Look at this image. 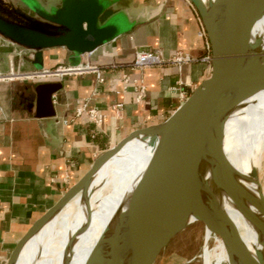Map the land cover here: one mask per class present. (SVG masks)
<instances>
[{
	"label": "crops",
	"instance_id": "obj_1",
	"mask_svg": "<svg viewBox=\"0 0 264 264\" xmlns=\"http://www.w3.org/2000/svg\"><path fill=\"white\" fill-rule=\"evenodd\" d=\"M112 3L102 21L118 18L122 33L115 40L75 64L65 49L44 53V69L88 65L100 76L86 72L0 82V264L100 155L133 132L165 122L211 76L201 16L190 0ZM156 51L166 59L183 52L194 61L181 68L133 67L137 53ZM15 57L13 47L0 39L1 73L11 67L36 71L28 64L23 68L21 61L15 68ZM47 84L59 90L53 110L42 106L39 111L38 95L46 97ZM83 103L104 116L102 124L86 114L77 116ZM51 111L54 116H48Z\"/></svg>",
	"mask_w": 264,
	"mask_h": 264
},
{
	"label": "bare ground",
	"instance_id": "obj_2",
	"mask_svg": "<svg viewBox=\"0 0 264 264\" xmlns=\"http://www.w3.org/2000/svg\"><path fill=\"white\" fill-rule=\"evenodd\" d=\"M205 1H211L218 13L225 42L245 43L247 49L241 54L223 50L220 112L208 129L199 132L186 157L170 170L136 227L126 229L139 184L160 156L178 147L198 118L200 87L195 98L177 109L168 122L133 132L100 158L58 213L28 240L22 237L18 241L7 264H86L110 228L96 262L106 264L113 257V264H130L151 237L184 215L203 195L226 161L246 190L256 198L260 196L259 180L253 172L261 170L264 163V13L259 16L252 0ZM217 196L258 264L256 254H264V231L229 197L222 193ZM250 209L264 224V215L252 205ZM113 230L120 233L115 247L107 243ZM213 248L217 250L212 264H233L224 243ZM113 250L119 255H111Z\"/></svg>",
	"mask_w": 264,
	"mask_h": 264
},
{
	"label": "water",
	"instance_id": "obj_3",
	"mask_svg": "<svg viewBox=\"0 0 264 264\" xmlns=\"http://www.w3.org/2000/svg\"><path fill=\"white\" fill-rule=\"evenodd\" d=\"M252 1L254 6L258 7L259 16H262L264 0ZM190 2L198 10L208 33L212 47V73L210 78L199 86L201 91L198 95V118L188 127L178 147L173 152L160 156L140 182L131 206L133 215L126 227L127 231L136 227L170 170L186 157L198 138L199 132L208 129L209 124L220 112L224 81L223 64L225 61L222 55L223 50L228 48L240 53L247 49L245 43L229 44L225 42L222 23L211 1L190 0ZM112 4V0H0V39L13 47L16 55L14 59L15 68L19 66L21 61L23 68L28 64L36 71L44 69V53L51 49L67 50L71 54L69 61L75 64L82 56L93 54L122 33L121 27L117 24L119 20L116 16H111L106 21H102ZM6 72H10V69ZM43 88H46L47 94L45 98L40 94L38 95V110L40 111L42 106L53 110V94L59 89L55 85L49 84ZM196 93L197 89L185 103L195 98ZM48 116H54V112L51 111ZM171 116L164 123L168 122ZM112 151L113 148L105 151L96 159L89 171L31 227L24 236V241L40 231L58 213L77 185L86 180L98 160L109 155ZM260 172V169L253 172V177L259 180L262 191L260 196L256 198L240 183L239 176L229 161L223 163L212 185L206 189L203 195L184 215L151 237L137 251L130 264H157L159 259H163L162 263L165 264L166 262L167 264L166 258H163L165 250L176 236L197 223L205 227V235L209 231L212 235L222 239L233 264H256L252 254L244 245L238 230L223 209L217 194L222 193L229 197L235 207L247 219L256 223L264 231V224L255 218L250 209V205H252L264 215V187L260 179ZM111 229L105 230L86 264H98L96 258L105 246V238ZM119 236L120 233L113 230L111 238L107 242L108 245L115 247ZM204 247L205 238L201 255ZM117 254L118 252L113 250L111 255ZM256 256L258 264H264V254L257 253ZM193 259L190 263L193 262ZM114 261L112 257L106 264H113Z\"/></svg>",
	"mask_w": 264,
	"mask_h": 264
},
{
	"label": "built area",
	"instance_id": "obj_4",
	"mask_svg": "<svg viewBox=\"0 0 264 264\" xmlns=\"http://www.w3.org/2000/svg\"><path fill=\"white\" fill-rule=\"evenodd\" d=\"M200 37L205 39L206 41V49L207 55L204 58V61L208 62L209 64L212 61L211 57V43L208 39V33L205 28V25L201 18V30H200ZM194 61V58L186 53L177 52L174 56L169 59H166L162 52H141L137 53L133 62V67L135 69L144 70L146 68L155 67V66H163L165 64H172L178 67H182L184 65H188ZM86 72H93L100 76L101 71L97 67L93 66H74V67H59L54 70L43 69L40 71H33V72H20L15 71L13 67L8 74H3L0 72V82L10 81L13 79H28V80H35V79H47L51 77H63L65 75H73V74H83ZM103 81V79H100ZM77 116H81L86 114L91 120H93L97 125H100L104 121V116L99 113L97 109H89L87 103L81 104L77 108Z\"/></svg>",
	"mask_w": 264,
	"mask_h": 264
},
{
	"label": "rangeland",
	"instance_id": "obj_5",
	"mask_svg": "<svg viewBox=\"0 0 264 264\" xmlns=\"http://www.w3.org/2000/svg\"><path fill=\"white\" fill-rule=\"evenodd\" d=\"M211 57H212V51H211ZM210 66L212 69V61L210 63ZM260 171H261L260 179L264 187V163H263V168ZM213 236L214 235H211L209 231H207L205 235V227L202 224L200 223L193 224L189 226L186 230H184L182 233H180L178 236H176V238L171 242L170 246L163 253V258L164 257L166 258L165 260H167V264H201V258H202V264L204 262L205 264H212L213 255H215L217 250V248L215 249L213 247H217V243H223V241H221V238L217 236H214L213 238ZM204 238H205V246L207 245L208 247L206 246L207 249L206 247L204 248L205 249L203 251L204 255H201L204 245ZM216 239L219 241H217ZM248 245L249 243H247V246ZM192 259L193 262L190 263ZM158 261L159 262L157 264H163L162 263L163 259H159ZM2 264H7V261H3Z\"/></svg>",
	"mask_w": 264,
	"mask_h": 264
}]
</instances>
